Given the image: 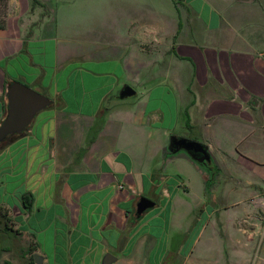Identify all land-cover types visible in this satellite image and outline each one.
<instances>
[{
    "label": "crops",
    "instance_id": "1",
    "mask_svg": "<svg viewBox=\"0 0 264 264\" xmlns=\"http://www.w3.org/2000/svg\"><path fill=\"white\" fill-rule=\"evenodd\" d=\"M41 1L0 0V125L14 80L52 101L0 143V264H162L169 249L146 228L209 177L168 154L172 135L209 147L216 182L245 159L264 171V0ZM142 196L155 204L138 214Z\"/></svg>",
    "mask_w": 264,
    "mask_h": 264
},
{
    "label": "rangeland",
    "instance_id": "2",
    "mask_svg": "<svg viewBox=\"0 0 264 264\" xmlns=\"http://www.w3.org/2000/svg\"><path fill=\"white\" fill-rule=\"evenodd\" d=\"M117 1L119 2L116 6L113 5L110 12H123L127 7L124 0ZM67 3L64 0L51 2L53 9L57 5L64 8ZM155 6L151 1L148 4V8H156ZM0 8L4 9L5 6L0 4ZM119 19L123 21L124 17ZM162 51L163 49L149 51L146 57L148 71L156 73L162 68L155 63ZM143 69L145 71L144 66L142 71ZM132 85L138 92L150 89V86L143 88L137 82H132ZM30 87L44 94L36 87ZM184 131L188 130L178 129V133ZM239 163L233 177L223 176L218 182L214 181L221 187L216 189L215 195L218 199L211 195L208 184H197L193 176L191 189L188 184V187L183 184L179 186L173 203L177 205L178 202H183L186 207L177 209L171 222H167L168 216L165 212L153 225L146 228L147 231L161 234L163 239L159 241V246L165 245L169 249L157 258L158 261L161 260L162 264H264V208L258 206L256 201V194L260 188L264 189V171L254 167L247 159ZM203 170L206 171L204 168ZM170 182L177 183L176 177H172ZM222 188H229L234 192L224 194Z\"/></svg>",
    "mask_w": 264,
    "mask_h": 264
},
{
    "label": "water",
    "instance_id": "3",
    "mask_svg": "<svg viewBox=\"0 0 264 264\" xmlns=\"http://www.w3.org/2000/svg\"><path fill=\"white\" fill-rule=\"evenodd\" d=\"M134 94L135 90L131 86H124L120 96L125 98ZM7 96L8 112L0 125V143L15 133L27 131L36 115L52 102L48 96L18 80L9 84ZM168 151L171 154L183 152L199 164H209L212 161L207 145L184 136L172 135ZM154 204L150 198L142 196L137 205L138 214H142ZM112 259V254H106L103 264H110ZM35 260L38 264H43V256L35 254Z\"/></svg>",
    "mask_w": 264,
    "mask_h": 264
},
{
    "label": "trees",
    "instance_id": "4",
    "mask_svg": "<svg viewBox=\"0 0 264 264\" xmlns=\"http://www.w3.org/2000/svg\"><path fill=\"white\" fill-rule=\"evenodd\" d=\"M32 2H33V5H42L47 10V6L41 0H32ZM0 4H3L5 6L4 2H2V3L0 2ZM0 9L2 10L3 8H0ZM3 10L5 11V9H3ZM3 22H4V20H1V18H0V27L3 26V24H4ZM168 154H171V153L169 152ZM199 165L201 167H203L204 169H206V171L208 172L209 177L207 179V181H208L207 184L209 186L212 185L214 183V181H215V178H216L217 174L219 173L218 167L216 165H214L213 163H209V164H199ZM33 260H34V258H33Z\"/></svg>",
    "mask_w": 264,
    "mask_h": 264
},
{
    "label": "built area",
    "instance_id": "5",
    "mask_svg": "<svg viewBox=\"0 0 264 264\" xmlns=\"http://www.w3.org/2000/svg\"><path fill=\"white\" fill-rule=\"evenodd\" d=\"M262 59L264 60V52L261 54Z\"/></svg>",
    "mask_w": 264,
    "mask_h": 264
}]
</instances>
